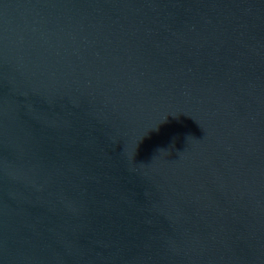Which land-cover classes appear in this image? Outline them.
<instances>
[{"label":"water","instance_id":"water-1","mask_svg":"<svg viewBox=\"0 0 264 264\" xmlns=\"http://www.w3.org/2000/svg\"><path fill=\"white\" fill-rule=\"evenodd\" d=\"M0 264H264V0H0Z\"/></svg>","mask_w":264,"mask_h":264}]
</instances>
